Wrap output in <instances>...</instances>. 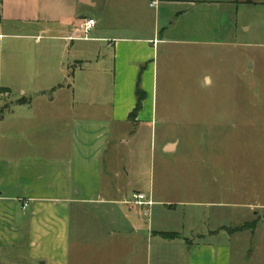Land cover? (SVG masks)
Here are the masks:
<instances>
[{"label":"crops","instance_id":"crops-1","mask_svg":"<svg viewBox=\"0 0 264 264\" xmlns=\"http://www.w3.org/2000/svg\"><path fill=\"white\" fill-rule=\"evenodd\" d=\"M105 1L0 0V250L29 264H143V247L156 264H230L232 238L264 221L259 195H159L143 131L152 138L160 45H221L234 31L223 21L264 0H150L148 30L142 15L104 25ZM87 17L95 26L79 38Z\"/></svg>","mask_w":264,"mask_h":264},{"label":"rangeland","instance_id":"rangeland-1","mask_svg":"<svg viewBox=\"0 0 264 264\" xmlns=\"http://www.w3.org/2000/svg\"><path fill=\"white\" fill-rule=\"evenodd\" d=\"M149 2L106 0L96 11L104 25L115 27L136 26L142 15L148 30L155 12ZM240 11L237 22L223 21V30L232 23L234 31L221 45H160L152 138L143 131L148 179L159 195L213 200L226 187L229 195L241 190L264 203V8ZM169 141L177 144L175 151L164 150ZM176 208L187 218L201 207ZM258 226L254 237L245 231L232 238L230 264H264V221ZM145 252L143 247V264H156ZM3 257L29 264L17 250H0V264Z\"/></svg>","mask_w":264,"mask_h":264},{"label":"built area","instance_id":"built-area-1","mask_svg":"<svg viewBox=\"0 0 264 264\" xmlns=\"http://www.w3.org/2000/svg\"><path fill=\"white\" fill-rule=\"evenodd\" d=\"M95 20L93 18H82L77 24L76 30L81 34L79 38L86 39L89 32L94 28L95 26ZM133 201L137 204H145L146 202V196L143 193H134L133 194ZM27 202L23 203V206H26Z\"/></svg>","mask_w":264,"mask_h":264},{"label":"trees","instance_id":"trees-1","mask_svg":"<svg viewBox=\"0 0 264 264\" xmlns=\"http://www.w3.org/2000/svg\"><path fill=\"white\" fill-rule=\"evenodd\" d=\"M136 95H137V103H136V106H135V109H134V111H133V113L131 114V117L136 113V111L139 109V107H140V102H141V92H140V90L139 89H137V91H136ZM163 235H165V236H170L171 234H163ZM168 236V237H169Z\"/></svg>","mask_w":264,"mask_h":264},{"label":"water","instance_id":"water-1","mask_svg":"<svg viewBox=\"0 0 264 264\" xmlns=\"http://www.w3.org/2000/svg\"><path fill=\"white\" fill-rule=\"evenodd\" d=\"M167 150H169V148Z\"/></svg>","mask_w":264,"mask_h":264}]
</instances>
